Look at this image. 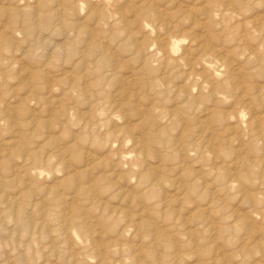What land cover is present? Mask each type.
Returning a JSON list of instances; mask_svg holds the SVG:
<instances>
[{
	"label": "rangeland",
	"instance_id": "374dc122",
	"mask_svg": "<svg viewBox=\"0 0 264 264\" xmlns=\"http://www.w3.org/2000/svg\"><path fill=\"white\" fill-rule=\"evenodd\" d=\"M0 264H264V0H0Z\"/></svg>",
	"mask_w": 264,
	"mask_h": 264
},
{
	"label": "bare ground",
	"instance_id": "6f19581e",
	"mask_svg": "<svg viewBox=\"0 0 264 264\" xmlns=\"http://www.w3.org/2000/svg\"><path fill=\"white\" fill-rule=\"evenodd\" d=\"M156 53V52H155Z\"/></svg>",
	"mask_w": 264,
	"mask_h": 264
}]
</instances>
